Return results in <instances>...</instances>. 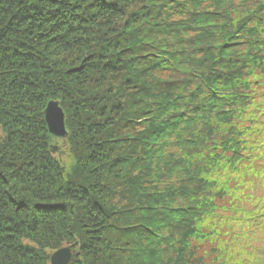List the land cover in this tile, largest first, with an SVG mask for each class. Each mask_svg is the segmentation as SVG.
I'll return each mask as SVG.
<instances>
[{"label": "trees", "instance_id": "1", "mask_svg": "<svg viewBox=\"0 0 264 264\" xmlns=\"http://www.w3.org/2000/svg\"><path fill=\"white\" fill-rule=\"evenodd\" d=\"M189 1L0 0V264H50L75 241L71 264H225L221 223L258 221L246 198L264 214V175L250 167L264 140V0ZM198 1L212 7L191 10ZM149 13L158 25L142 40L161 50L137 70L125 34ZM52 99L73 109L69 176L47 147ZM151 114L157 124L139 121Z\"/></svg>", "mask_w": 264, "mask_h": 264}, {"label": "rangeland", "instance_id": "2", "mask_svg": "<svg viewBox=\"0 0 264 264\" xmlns=\"http://www.w3.org/2000/svg\"><path fill=\"white\" fill-rule=\"evenodd\" d=\"M115 0H109V3L113 2ZM174 1V3H172ZM190 1H197V0H190ZM189 1V2H190ZM228 0H221V2L219 3L221 6L223 5V3L227 2ZM170 2V3H168ZM177 2H181V0H163V5L164 7H167V8H174L177 4ZM205 1H202L200 3V1H198V4L197 5H192L190 3V8L191 10L194 9L195 7L201 9L202 7H212V6H209L207 4L204 3ZM216 0H214V4H215ZM172 3V4H171ZM112 4V3H111ZM162 5V7H163ZM156 7V6H155ZM146 7H139L137 8V13H139L142 17L145 16V18L147 17V10L148 11H151V9H146ZM133 11V10H132ZM153 13V11H151ZM150 14V18H147L146 20H143L141 21L140 19H138V21L136 22V25L130 30L128 31L125 35V37L127 38L129 44L127 46H129L130 50L134 47L133 45L137 44L138 42V45L135 46V57L138 58H142L144 57L143 61H141L137 67V62L135 64V68L138 70H143L145 67L147 69H149V63L152 62V60L155 61L156 57L158 56L157 54L159 53V51L161 50V47L156 46L155 50H151V48L149 47L148 44V41L151 39H148L146 41L142 40V37L145 36L147 33H148V30H151V27L152 26H148V21H153V23H157L158 25V20H154V18H152L151 16V13ZM197 12L191 16V17H194L195 18V21L196 23L198 24L199 21H198V16H197ZM204 17V20L201 21V23L199 24L200 26L202 25H206L208 23V20L207 18L209 17V15H203ZM135 20V19H133ZM183 24L186 25V23L188 22H184L182 21ZM159 30V28H158ZM166 30V29H165ZM160 37H163V35H160ZM206 38V40L208 39L206 36H204ZM119 40H122L123 37L122 36H119V37H115ZM189 40H187L188 42ZM129 50V51H130ZM175 60L177 61V59H184V57L181 55H173L171 54ZM148 59H146V57H148ZM130 58V57H129ZM136 60V59H135ZM139 60V58L137 59ZM163 60V59H162ZM165 61V60H164ZM184 61H180V64L179 65H176V66H179L183 63ZM159 67H162L163 69H165L166 71H170L171 69V66H168L167 64L165 63H161ZM146 72H149L148 70H144ZM152 71V70H151ZM217 74H224L223 72H218ZM107 79V78H106ZM156 79L153 80V82H150L148 84V86H150L151 84L155 85L156 82H155ZM110 81V79H107V82ZM106 80L103 81V82H100V83H97V84H93V85H88L85 87V90H84V95H88V94H94L96 95L97 93H102L103 91V88H107L108 86L105 84L107 83ZM121 83V80H118L117 83H114V92L116 90L117 91H121L122 88H120L119 84ZM196 83V86L198 85L197 82ZM124 91V90H123ZM76 92H73V95L75 94ZM255 95V94H254ZM256 99H258L259 101H261V95L260 93L256 94L255 95ZM104 100H101V103L102 104ZM137 101H140V95L137 96ZM57 103L59 106V108L61 109V111L63 112V115H64V125H65V129H66V135L65 136H58L56 133H53L52 129H51V126H49V123L47 121V115H46V112L47 110L50 108V105L51 103ZM107 102L109 103H112L113 100L110 99L108 100ZM203 101H200V103H202ZM65 102H62L61 100H55V99H52L50 101H48V105L46 106L45 109L42 110L41 114L40 115H43V120H44V123L45 125L47 126V131H48V137H49V141L47 143V147L49 148L50 150V157L52 158H56L60 161L61 163V170L65 173V176H69L71 175L72 173H74V169H73V162H72V158L70 157V154L69 153V150H70V144H69V139H70V135H71V126L69 125V120L71 122V118H72V114L70 113V110H73L72 107H70V105L68 103H65V105L63 104ZM204 103V102H203ZM146 104L142 105L140 107V110L143 109V107H148L149 108V111L152 109L154 110V108L158 107V103L156 101H150L149 103H147L148 106H145ZM106 107V104L103 106L101 105V108H104ZM138 111L136 113H138ZM209 112H210V108H206V112L205 114L209 115ZM151 113H154L151 111ZM250 117L251 119L255 120L256 123H259L260 119L258 117V115H256L254 112H252L251 110L247 111L244 113V118H248ZM70 118V119H69ZM142 121V122H147L148 126L151 127L152 124H157L155 121L157 120V115L156 114H151L149 117H144V118H140L139 121ZM153 128V127H152ZM197 129L199 131H202L201 130V126H198ZM150 130V129H149ZM261 132L264 133V129L261 130ZM0 134H3V130L0 128ZM264 140H262L260 143H259V146L257 148V155H258V159L255 160L256 162H253L252 166L250 165L252 171H255L257 170V166L259 165V168L261 169L262 171V174L264 175ZM263 148V149H262ZM262 149V150H261ZM170 152L172 153H176L177 152V148L174 146L173 148L169 149ZM258 164V165H257ZM259 171V170H258ZM161 183H158L157 185H159ZM245 185V183H242L241 182V187ZM249 186H253L252 183H249ZM259 195L261 196H264V185L263 187H260V189L258 190L257 192ZM189 200V199H188ZM264 201V199H263ZM243 202V203H242ZM241 202V208H243L244 206H247L246 207V210L244 212L245 215H248L249 212H251V210H248V208H250V204L249 203H254V204H257L259 205L258 209L259 210V213L257 214L258 217H259V220L258 221H255L254 220V223H248V225H244L242 223H239V222H234L233 220H229V222H226V221H223L221 223V226L219 227L220 230H221V233L223 234L222 235V240H221V243H220V248L223 249L224 251H227V250H230V254L231 255H227L229 258L226 259V262L225 264H264V214H261L260 213V209L262 208V204L258 203V199H253V200H248L247 198ZM188 203H185V205H187ZM228 206H230V204H227ZM160 208V207H159ZM163 208V207H161ZM160 215H164V214H159V213H156L155 217H158ZM224 216H227V217H232V214H226ZM147 223H142L140 224V226L144 227ZM233 230L235 232H238L240 235L237 236L236 234L233 235V237H229V236H225V234L228 232V231H231L233 232ZM209 231V230H207ZM210 232V231H209ZM70 246H64L63 248H60L59 250L61 249H71V251L73 252V258L72 260L70 261V264L73 262L74 258H75V251L76 250H80V245L78 242H71L69 244ZM59 250L53 252L50 256V264H53V256L56 252H58ZM206 248L205 247H201V249L199 250V254H198V257H201L202 255L204 256L205 255V252H206ZM208 263H212V261L214 260V258L218 255V252H213L212 253V250H211V247L208 249ZM76 256H80V252H78V254Z\"/></svg>", "mask_w": 264, "mask_h": 264}, {"label": "water", "instance_id": "3", "mask_svg": "<svg viewBox=\"0 0 264 264\" xmlns=\"http://www.w3.org/2000/svg\"><path fill=\"white\" fill-rule=\"evenodd\" d=\"M58 106L57 103H51L50 108L46 112L47 121L53 133H56L58 136H65L64 115ZM53 257V264H70L74 256L71 249L65 248L56 252Z\"/></svg>", "mask_w": 264, "mask_h": 264}]
</instances>
